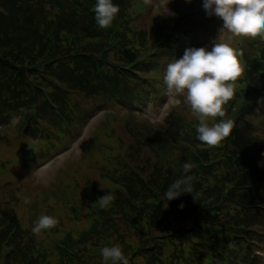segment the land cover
Wrapping results in <instances>:
<instances>
[{"label":"trees","instance_id":"16d2710c","mask_svg":"<svg viewBox=\"0 0 264 264\" xmlns=\"http://www.w3.org/2000/svg\"><path fill=\"white\" fill-rule=\"evenodd\" d=\"M47 1L51 5H42ZM198 1L191 0L189 11L177 14L166 28L161 19H155L146 33L130 32L128 25L142 10L137 0H114L119 12L107 29L95 22L96 0H0V124L7 114L5 123L12 125L15 148L31 160L36 154L29 151L31 139L41 144V153H47L51 149L47 132L60 133L68 125L67 131L76 132L78 125L72 124L99 103L140 108L143 101L156 105V100L166 97L160 73L165 67L160 70L158 60L167 65L182 57L185 49L201 47L196 24L185 19L205 11L195 13ZM32 4L39 10L50 9L43 20L35 18ZM200 23L197 27L207 30ZM234 37L233 48L243 53L239 60L244 71L233 84L235 95L225 117L210 121L233 120L228 137L214 147L199 142L195 131L198 120L189 105L171 106L170 118L149 124L154 129L150 140L140 137L142 133L128 121L119 123L121 131L128 134L130 147L125 154L136 174L129 172L124 160L120 171L110 170L117 172V177L107 171L98 174L93 186L84 182L81 197L70 210L37 209L39 216L57 220L54 228L44 230L46 236L63 232L60 240H44L40 248L30 244V233L19 230L18 219L8 222L10 215L17 213L10 206L12 200L3 205L0 199V264H76L84 250L92 253L90 264H103L97 248L112 245L121 247L127 264H258L254 246H264V36ZM133 38L139 43H131ZM137 70L144 71L149 80L142 79ZM237 105L241 108L236 110ZM17 134L23 138L17 140ZM103 135L105 160L124 144L115 140L114 131ZM7 138L11 148L12 139ZM185 162L193 165L187 174L193 177L187 186L191 193L168 202L164 192L171 183L185 178ZM1 163L0 159V171ZM125 170L129 179L122 174ZM100 180L122 188L114 192L113 202L105 208L97 203L108 192L100 187ZM40 197L39 192L33 194L32 208ZM85 204L97 206L88 230L78 228L86 217L84 210L78 211ZM56 210H64L69 217L56 218ZM129 214L141 219L131 223ZM100 223L105 229L100 230ZM14 225L16 231L6 241ZM117 225H122L123 232L128 228L134 231L133 240L121 237ZM139 256L143 263L133 259Z\"/></svg>","mask_w":264,"mask_h":264},{"label":"rangeland","instance_id":"374dc122","mask_svg":"<svg viewBox=\"0 0 264 264\" xmlns=\"http://www.w3.org/2000/svg\"><path fill=\"white\" fill-rule=\"evenodd\" d=\"M137 1L142 4V10L130 19V24H128L130 25V32L141 31L147 33L148 29L157 18L162 20L163 28H166L169 21L172 20L173 23L177 14H183L189 11L187 9L191 3V0L190 2L189 0ZM34 5L36 4H32V9H34L36 13L35 18H37L38 21L43 20L50 9L44 7V10H39V8L37 9ZM42 5H51V3L47 1V3H43ZM21 6H24V4ZM8 11H10V9ZM196 11L197 9L195 8V12ZM201 12L191 17L186 16L187 18H185L187 21L193 20L196 24L195 32L200 39L198 42L201 43V47L211 50L215 42L227 43L231 47H234L237 38L227 30H222V20L214 15L209 16L205 11ZM198 22H203L207 30L197 27ZM125 26L127 25H124L123 28ZM203 31L208 35H205ZM131 43L136 45L139 41L133 38ZM164 69L160 71V73L163 74ZM89 101L93 102V99L89 98ZM121 105L122 106L119 107H110L105 103H99L97 108H89L84 119L81 118L77 124H72V127L78 125L79 129L76 132L72 134L67 131L70 127L66 126L64 130H60V132L64 134L63 138H59V140L55 139L54 142L50 140L52 152L50 151L46 154L41 153V144L35 142V139H31L33 148L29 151H35V155H37V159H32L36 160L34 163L24 158L21 151L14 148V145L11 148L7 146L9 145L7 136H9L10 130H8V126L5 123L7 114L5 115V118L0 124V158L6 159V163L2 162V171H0V197L12 199L10 206L13 210L17 211L15 217L21 221L19 230H21L23 234H31V236L29 235V238L32 239L30 244L40 248L43 245L42 241L44 242V240L47 241L50 239V242H54L60 240L63 236V232L53 237L50 235L46 236L44 230H42L39 235H34L32 233L31 229L36 223L40 213H37V209L44 211L45 208L53 209L59 207L60 209L70 210L74 204H77L78 198L81 197L80 191L84 182L93 186V181L98 178V174H103L107 171L113 177H117L118 173L111 172L109 167L118 166L124 160L119 159L115 149H113L114 154L111 153L109 156L105 157L104 160L103 150L105 148V136L103 133H106V131H114L115 140L122 141L123 144H126L129 137L127 133L121 131L123 125L119 123H127L128 121L131 128L142 133L140 137H146L150 140L153 137L154 129L149 124L163 123L164 120L170 118L173 111L171 106L188 104L185 102L183 96L167 94L166 97L159 98V103L156 105L153 104L152 101H143L144 106L140 108L137 106H130L131 104L127 105L126 103H122ZM90 110L92 111L89 112ZM111 116H114L113 121H111L112 127L109 126ZM114 118H116V121H114ZM110 139H114V137ZM141 140H139V142H142ZM57 143L59 146L56 147L55 145ZM115 143L116 142L113 143V146ZM140 146L143 147V144H140ZM14 158L17 159L18 162H14ZM84 158L86 159L84 160ZM134 158L137 159L135 156ZM96 159H101V161L97 162ZM87 163L90 164V167L93 166L94 169H88L89 166H87ZM122 174L124 175V173ZM7 177L13 180L11 187L8 189H6L7 187H5L4 181ZM125 177L129 179L130 175L126 174ZM70 179L71 182H69ZM72 184H74L73 187ZM70 186L72 187L71 192L70 194H66ZM35 192L41 193V197L38 198L39 201L32 208L31 203L32 200L34 201L32 196ZM83 210L88 212L91 210V207L86 204L82 205L78 213ZM53 214L56 218L65 219L67 216L69 217V214L67 215L64 210H56ZM82 221L83 223L80 224L78 228L83 227L84 230L90 229L91 224L89 218L86 216L85 220L83 219ZM103 223L106 224L105 221H103ZM103 223L99 225L100 230L105 229ZM162 230L165 231V229ZM133 232L134 231H131L130 228L123 232L122 225H117V233L120 234L121 237L133 240ZM112 233L115 235L117 234L114 231H112ZM100 240H102V237H100ZM116 240H118V238H116ZM108 241L110 242L109 237ZM26 243L28 244L29 240ZM102 248L103 247L97 248L99 253ZM134 251L137 252V246L134 248ZM46 253H48L47 250ZM92 257L90 250H84L82 255L78 257L76 264H90L92 262ZM135 259L137 263H143L142 257L139 256ZM262 264H264V258Z\"/></svg>","mask_w":264,"mask_h":264},{"label":"clouds","instance_id":"9594fccd","mask_svg":"<svg viewBox=\"0 0 264 264\" xmlns=\"http://www.w3.org/2000/svg\"><path fill=\"white\" fill-rule=\"evenodd\" d=\"M202 7L209 16L222 20V30L237 37L264 36V0H203ZM93 11L97 26L107 29L119 12V5L114 0H96ZM242 55V51L227 43L215 42L211 50L204 47L185 49L182 57L174 58L164 69L162 79L167 93L184 97L198 120L196 139L209 147L219 145L232 131L234 122L231 119L210 121L226 115L227 106L235 95L233 84L244 71L239 60ZM192 167L188 162L183 164L185 178L167 187L165 200L170 202L184 193H191L187 186L193 177L187 174ZM113 200L114 197L106 193L97 203L105 208ZM56 224L54 217L41 215L31 231L39 235L42 230H50ZM100 255L103 264H127L119 245L104 246Z\"/></svg>","mask_w":264,"mask_h":264}]
</instances>
